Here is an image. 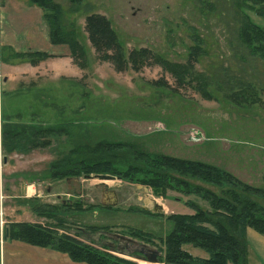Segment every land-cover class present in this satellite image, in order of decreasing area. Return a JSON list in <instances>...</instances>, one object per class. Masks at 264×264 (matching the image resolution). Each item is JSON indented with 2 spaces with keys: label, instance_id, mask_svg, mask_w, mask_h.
Returning a JSON list of instances; mask_svg holds the SVG:
<instances>
[{
  "label": "rangeland",
  "instance_id": "374dc122",
  "mask_svg": "<svg viewBox=\"0 0 264 264\" xmlns=\"http://www.w3.org/2000/svg\"><path fill=\"white\" fill-rule=\"evenodd\" d=\"M53 1L62 9V26L82 44L84 54L77 58L68 44L51 41L41 6L2 0L0 264H88L73 261L56 244L12 237L9 225L16 221L49 224L56 238L68 234L137 264H158L137 250L144 245L147 252L158 250L165 263L170 213H194L188 201L210 213L219 210L197 193L156 194L149 180L160 170L145 157L213 165L224 172L226 184L169 173L228 199L233 189L264 206V49L242 40L233 2ZM242 11L264 31V17L248 7ZM88 15H102L110 25L89 20L87 26ZM14 51L52 56L30 62ZM191 56L198 62L185 72ZM177 65L182 80L167 69ZM201 75L209 99L198 90ZM97 161L111 163L117 178L85 169ZM37 203L58 219L38 216L32 210ZM156 203L163 208L155 209ZM130 229L151 233L153 241L134 237ZM252 229L257 244L247 237L245 262L264 264V234ZM184 249L208 257L191 244Z\"/></svg>",
  "mask_w": 264,
  "mask_h": 264
},
{
  "label": "trees",
  "instance_id": "16d2710c",
  "mask_svg": "<svg viewBox=\"0 0 264 264\" xmlns=\"http://www.w3.org/2000/svg\"><path fill=\"white\" fill-rule=\"evenodd\" d=\"M44 9L45 18L50 25V37L54 43H66L71 49L73 58L84 54L82 44L73 31L66 30L61 24L62 9L60 4L53 0H30ZM76 3L78 0H72ZM208 4L210 1L206 0ZM233 2L239 16V33L244 42H255L262 45L264 49V31L250 23L242 9L244 7L255 10L256 14L264 17V0H229ZM211 6H213L211 4ZM74 10V8H72ZM239 9V10H238ZM87 26L91 20H100L99 25L109 26L110 22L102 15H88ZM90 20V21H89ZM111 30V29H110ZM107 32V31H106ZM108 33V32H107ZM15 56L28 58L27 61H34L35 56L45 58L52 56L43 51H14ZM39 55V56H38ZM264 55V51L262 53ZM23 58V59H24ZM41 59V58H40ZM195 57H189V64L184 68L188 72L194 66ZM158 61V60H157ZM198 62V60H197ZM158 64H164L158 61ZM165 65V64H164ZM176 65V64H174ZM179 65L167 69L178 79L182 80ZM196 80V79H194ZM198 90L202 96L209 99L206 90V80L203 75L197 78ZM38 126L36 131H38ZM12 129H10L11 131ZM43 130V129H42ZM49 129L43 132L46 134ZM13 133V131H12ZM41 146L45 143L39 142ZM9 145L7 148H12ZM16 148V146H15ZM94 155H92L93 157ZM148 165L156 166L160 172L156 174L155 180L150 179L149 183L155 187L156 194H163L166 189L183 190L200 194L208 200L216 209L217 213H210L209 210L200 208L195 202L188 201V205L193 208L194 213H170L168 219L172 222L171 230L163 237L165 244V263L174 264H246V239L247 229L252 227L261 234H264V206L254 200L241 197V194L230 189L231 198L218 196L214 191L200 186L193 187L185 179L175 177L169 173L174 172L182 176H190L202 181L221 186L225 183L226 175L219 168L199 161L186 158L174 157L171 155H159L151 158H144ZM88 172H108L113 173L111 163L108 161H97L85 167ZM71 172L66 171L64 176L71 177ZM120 177V175H117ZM217 198V202L214 199ZM32 210L38 216L48 215L50 218L58 219V215L52 214L48 205L33 204ZM47 224V223H46ZM49 224L32 222H12L9 225V234L14 238L25 240L33 245L51 247L56 244L58 250L68 253L69 257L77 262H87L88 264H137L135 261L125 259L110 253H104L95 246L83 243L76 238L67 235L56 238L53 230L49 229ZM91 229H93L91 227ZM134 237L140 240L152 242L153 235L144 232L142 229H130ZM191 244L203 249L208 257L195 256L186 249L184 245Z\"/></svg>",
  "mask_w": 264,
  "mask_h": 264
},
{
  "label": "water",
  "instance_id": "95a60500",
  "mask_svg": "<svg viewBox=\"0 0 264 264\" xmlns=\"http://www.w3.org/2000/svg\"><path fill=\"white\" fill-rule=\"evenodd\" d=\"M96 176L99 177V178H102V179H116L117 178V177H115L113 175H109L108 173H106V174H98ZM155 206H156L155 209H162L163 208L162 205H159L157 203H156ZM137 250L140 251V253H143V255H145L149 261L158 262V264H165L164 262L159 261V259H158L159 257L157 255L160 254V252L158 250L147 252L145 250V248H144V245H141L140 249H137ZM167 264H174V263H167Z\"/></svg>",
  "mask_w": 264,
  "mask_h": 264
},
{
  "label": "crops",
  "instance_id": "0c3cea01",
  "mask_svg": "<svg viewBox=\"0 0 264 264\" xmlns=\"http://www.w3.org/2000/svg\"><path fill=\"white\" fill-rule=\"evenodd\" d=\"M1 3H2V0H0V11L4 8V4L3 3H5V1L2 3L3 5ZM31 4L32 5H36V4L32 3V2H31ZM29 187H28V189H30ZM249 236H250V238H252V241H254L255 239H257L258 234L252 228L248 227V229H247V237L249 238ZM261 240H263V239H261ZM254 242L257 244V241H254Z\"/></svg>",
  "mask_w": 264,
  "mask_h": 264
},
{
  "label": "bare ground",
  "instance_id": "6f19581e",
  "mask_svg": "<svg viewBox=\"0 0 264 264\" xmlns=\"http://www.w3.org/2000/svg\"><path fill=\"white\" fill-rule=\"evenodd\" d=\"M30 187H31L30 190H33L32 186H30Z\"/></svg>",
  "mask_w": 264,
  "mask_h": 264
}]
</instances>
